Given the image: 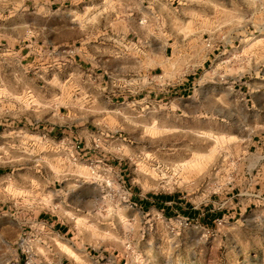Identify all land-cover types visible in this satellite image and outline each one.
<instances>
[{
    "label": "rangeland",
    "instance_id": "obj_1",
    "mask_svg": "<svg viewBox=\"0 0 264 264\" xmlns=\"http://www.w3.org/2000/svg\"><path fill=\"white\" fill-rule=\"evenodd\" d=\"M98 13L151 19L153 55L124 77L154 78L156 98L108 107L85 162L58 157L60 173L85 175V214L57 253L23 238L0 245V264H264V0H0V166L33 157L17 122L11 147L3 128L25 87L41 88L23 60L35 33L74 37ZM165 31L200 67L171 70L162 101Z\"/></svg>",
    "mask_w": 264,
    "mask_h": 264
},
{
    "label": "crops",
    "instance_id": "obj_2",
    "mask_svg": "<svg viewBox=\"0 0 264 264\" xmlns=\"http://www.w3.org/2000/svg\"><path fill=\"white\" fill-rule=\"evenodd\" d=\"M78 28L81 31L74 37H59L57 26L50 29L48 37L42 31L37 32L34 45L37 53L24 54L23 60L29 62L32 72L39 74L34 82L40 83L41 88L36 84L25 87L23 97H17V107L5 110L9 121L3 133L7 130L8 140L4 143L11 147L10 128L17 122L18 129L13 133L24 135V147L32 150L33 157L0 166V245L35 237L55 255L58 239L66 240L65 235L77 226V215L85 214V175L60 173L58 157H70L74 163L85 162V155L90 154L92 144L97 142V124L104 121L108 107L135 97L156 98L152 92L154 78L137 88L135 80L124 77L138 64L143 69L146 56L153 55L154 38L158 35L147 15L92 14L85 16ZM162 36L165 39L162 69L167 74L155 80H160L156 84L161 85L163 101L171 98L170 71L183 65L188 67L191 52L187 45L179 55L176 37L166 31ZM138 54L145 55V61L138 60ZM197 64L190 66L198 69L200 63ZM191 78L172 83L177 86L174 98H185L191 89ZM160 199L166 203L168 198ZM173 204L164 210L182 209L178 201ZM240 209L235 208V214ZM65 250L69 252L68 245Z\"/></svg>",
    "mask_w": 264,
    "mask_h": 264
},
{
    "label": "trees",
    "instance_id": "obj_3",
    "mask_svg": "<svg viewBox=\"0 0 264 264\" xmlns=\"http://www.w3.org/2000/svg\"><path fill=\"white\" fill-rule=\"evenodd\" d=\"M165 198V197H164Z\"/></svg>",
    "mask_w": 264,
    "mask_h": 264
}]
</instances>
